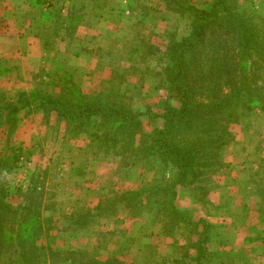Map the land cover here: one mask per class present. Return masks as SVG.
<instances>
[{"label": "rangeland", "instance_id": "rangeland-1", "mask_svg": "<svg viewBox=\"0 0 264 264\" xmlns=\"http://www.w3.org/2000/svg\"><path fill=\"white\" fill-rule=\"evenodd\" d=\"M43 1L41 9L35 0H0V36L5 39L0 40V54L8 52L10 58L18 48L19 54L10 59L30 70L16 73L18 81L30 82L28 90L13 96L12 90L0 87V106L17 105L34 92L59 98L63 80L71 76L82 92L107 95L135 119L121 123L102 116L74 123L56 111L31 107L20 110L14 125L0 120V163L10 167L1 170L0 183L6 188L5 202L13 208L7 219L0 217V264H195L191 260L198 251L190 245L203 224L193 228L174 221L166 215L172 205L193 221L208 224L204 264H264V230L259 227L264 226V112L243 113L239 106L237 123L226 124L217 158L222 168L208 194L210 204L196 203L187 187H178L169 202L167 188L156 186L173 170H162L159 161L144 157L152 132L163 126L164 104L178 103V95L162 83V69L170 64L165 42L168 35L189 34V16L167 9L162 0H131L138 13L129 15L119 8L124 0ZM189 1L201 8L212 3ZM230 1L243 14L264 17V0ZM11 4L18 7L11 9ZM51 9L48 18L41 16V10ZM73 13L82 25L68 35L63 20ZM17 34L18 41H11ZM262 43L264 52V39ZM82 52L77 59L75 53ZM263 58L258 53L257 63L250 64L251 69L263 67L249 74L259 83H264ZM197 135L195 125L188 138ZM13 157L15 163L9 160ZM244 162L245 179L257 197L254 218L241 214L244 202L236 197ZM245 222L247 233L243 227L240 233L232 231ZM26 226L32 228L27 237L22 233ZM246 234H256L244 243L251 255L241 257L238 245L226 248Z\"/></svg>", "mask_w": 264, "mask_h": 264}, {"label": "trees", "instance_id": "trees-1", "mask_svg": "<svg viewBox=\"0 0 264 264\" xmlns=\"http://www.w3.org/2000/svg\"><path fill=\"white\" fill-rule=\"evenodd\" d=\"M162 1L167 9L188 15L191 29L182 38L166 36L164 52L170 58V64L162 69V83L163 87L178 95V103L176 106L168 102L164 104V112L160 114L163 126L152 132L151 147L144 157L159 161L162 170H173V175L164 177L156 186L161 190L167 188L165 192L170 197L169 202H173L178 187L182 186L191 189L190 195L196 203L207 205L210 204L208 194L215 187V174L222 168L217 158L222 148L220 139L227 135L226 124L237 123L235 111L239 106L243 113L264 112V83H259L255 76L249 77L253 70L263 68L257 64L252 70L250 64L257 63L254 58L258 53L264 54L261 52L264 17L243 14L230 0H212L209 8H201L189 0ZM43 3V0H35L34 4L41 8ZM50 12L53 9L48 12L41 10L40 13L48 18ZM63 21L68 26L67 34L71 35L78 26L80 16L69 14ZM47 44L46 40L44 47ZM61 87L63 93L59 98L34 92L17 105L0 106V120L4 117L14 125L20 110L31 107L56 111L74 123L90 122L92 118L102 116H110L121 123H132L135 119L132 112L108 101L107 95L82 92L71 76L63 80ZM195 125L201 135L188 138L189 130ZM9 160L15 163V157ZM6 168L10 169L7 164L0 163V175L1 170ZM5 195V185L0 183V217L3 219L9 211H13L5 202ZM260 203L264 206L262 201ZM169 208L172 212H166V215L174 221H181L188 227L193 225V228L200 222L203 224L202 231H194L198 237L191 241L190 247L198 251V256L191 262L204 264L201 256L207 255L208 248H203L207 239L203 235L207 233L208 224L203 219L193 221L188 212L178 211L175 205ZM39 221L38 218L35 220L36 225ZM30 230L29 226L23 227V235L29 236L26 233ZM27 243L30 246L32 242Z\"/></svg>", "mask_w": 264, "mask_h": 264}, {"label": "crops", "instance_id": "crops-1", "mask_svg": "<svg viewBox=\"0 0 264 264\" xmlns=\"http://www.w3.org/2000/svg\"><path fill=\"white\" fill-rule=\"evenodd\" d=\"M212 1V0H210ZM149 2L151 3V0H149ZM122 3V2H121ZM131 3L132 1L129 0V1H126L124 0L123 1V5L119 6V8L122 9V13L124 15H129L131 13L133 14H137L138 11H133V9H131ZM160 3V2H159ZM163 5V4H162ZM164 6V5H163ZM10 7L11 9H16L18 6H14V4H11V6H8ZM4 8L3 5H1L0 3V9ZM164 10L166 9L165 6L162 7ZM113 13L111 12H107V17H111ZM125 19V18H124ZM123 19V20H124ZM144 21V20H143ZM155 22L158 23V21L156 20ZM82 23L81 21L79 22V24ZM1 22H0V29H1ZM77 27L81 26L82 24H80ZM18 29V28H17ZM78 29H77V34H78ZM80 32V31H79ZM76 34V35H77ZM76 37V36H75ZM7 39H10V38H7ZM0 40H5L4 38H2V36H0ZM18 41V34L16 35V37H12L11 38V41ZM40 48L43 49L44 48V44L43 45H40ZM32 49L31 46L28 47V50ZM10 52V51H9ZM8 52H4L3 54L1 53L0 54V87L2 88L3 85L5 87V89H8V90H12L13 92V96L16 95L17 93L19 94L21 91H25V90H28L30 87V82H28L27 80H22V81H18L17 80V77H16V73L17 71L23 69V68H20V66H18L16 64V62L13 60V59H10V58H14L16 57L18 54H19V50L18 48L16 49L15 53L12 54V56L9 58V56L7 55ZM83 55V52L82 53H75V57L78 59L79 57L81 58ZM31 57H32V54H31ZM5 64V65H4ZM6 64H8L9 66H6ZM25 66V65H23ZM23 72H30V70H28L26 67L25 69L22 70ZM16 82V83H15ZM15 84V87H12V85ZM7 85L10 87V88H7ZM35 87V86H34ZM246 166V162H244L241 166H240V172L238 175H237V179H240V181L238 182V180H236V188H237V193H236V197L237 198H241V201L244 202V206H243V210L241 211H244V212H241V214H245L247 216L246 213H249L250 214V217L254 218L257 214H256V211H255V203H256V200H257V197H255L253 195V193L251 192V189L250 187L248 186V180L245 179V171H244V168ZM180 188H183L182 186H180ZM230 194L232 192H229ZM228 193V194H229ZM240 213V212H239ZM213 214L214 213H211V217H213ZM235 215V214H234ZM234 217V216H233ZM221 219L223 220H226V217H222ZM258 220V219H257ZM258 222V221H257ZM246 223V222H245ZM249 224H242V225H239L236 229L234 227H232V231H235L236 232H242L244 231L243 233H247L246 230H247V227H248ZM257 226V224H256ZM255 226V227H256ZM244 230L240 231V228H242ZM261 227V229L264 230V226H259ZM256 229V228H255ZM253 230V229H252ZM232 234H229V237L231 236ZM248 235V234H246ZM244 237V239H242V241L240 240L239 241H236L233 245H231V243L229 242V246H226L227 249H233L235 248V245H238L236 246V248H239L241 250V257L242 255L243 256H247V255H251L252 253L250 252L251 248L248 247L247 245H245L244 243H248L250 242L251 238H254L256 237V234H252V235H248ZM236 236V235H234ZM261 237L263 238L264 237V234H261ZM224 240V238H223ZM225 242V240H224ZM239 243V244H238ZM234 246V247H233ZM245 250V251H242V250ZM248 251V252H247ZM250 259V258H249ZM251 262V261H250ZM244 264H250L249 262H243ZM208 264H212L211 262H209Z\"/></svg>", "mask_w": 264, "mask_h": 264}]
</instances>
